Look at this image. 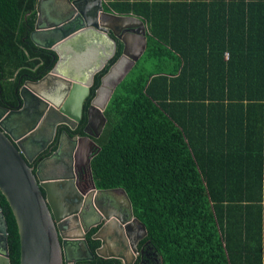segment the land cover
<instances>
[{"label":"trees","instance_id":"16d2710c","mask_svg":"<svg viewBox=\"0 0 264 264\" xmlns=\"http://www.w3.org/2000/svg\"><path fill=\"white\" fill-rule=\"evenodd\" d=\"M35 2L0 0V66L13 62L1 68L7 75L15 67L37 79L54 64L28 37ZM101 6L139 18L145 46L102 111L89 160L95 188L125 191L146 231L141 242L159 264H264V0ZM120 52L116 40L87 100ZM0 208L9 264H18L16 226L1 193ZM96 229L85 235L91 250Z\"/></svg>","mask_w":264,"mask_h":264},{"label":"water","instance_id":"95a60500","mask_svg":"<svg viewBox=\"0 0 264 264\" xmlns=\"http://www.w3.org/2000/svg\"><path fill=\"white\" fill-rule=\"evenodd\" d=\"M51 6L61 15L50 11ZM35 14L31 39L54 51L57 59L47 74L26 84L29 101L21 94L22 108L0 120V193L16 226L18 264H74L79 245L92 257L84 237L93 226L97 229L91 239L99 241L95 254L131 264L136 243L146 231L133 216L125 191L120 187L95 188L91 181L89 192L79 195L78 205L60 212L55 197L65 195L66 189L60 191L59 187L66 175L46 177L41 173L42 163L36 167L30 163L47 145L40 126L45 107L50 109V104L58 108L59 116L78 119L93 73L112 57L118 40L121 52L100 77L86 109L87 123L94 116L103 126L102 111L113 89L144 50L145 26L137 17L104 12L101 0H38ZM36 34L45 36L44 43L35 39ZM61 89L64 97L55 102L52 94ZM91 143L88 137L81 138L75 151L87 164L91 157L85 156V149ZM59 148L49 158L58 155ZM0 264H9L1 208Z\"/></svg>","mask_w":264,"mask_h":264},{"label":"flooded vegetation","instance_id":"af4514ba","mask_svg":"<svg viewBox=\"0 0 264 264\" xmlns=\"http://www.w3.org/2000/svg\"><path fill=\"white\" fill-rule=\"evenodd\" d=\"M37 2L38 0H36L35 2L34 9L37 5ZM56 9L57 8H54L53 6L50 7V11H54L56 13L55 15L60 16L61 11L56 12ZM33 28L28 33L29 40L34 46L33 51L36 52L44 50L46 54H50V58L54 60L55 64L57 55L54 53V51L34 44L33 40L31 39V32L33 31ZM34 37L37 41L39 40L41 43H44L42 41L45 38L44 35L36 34L34 35ZM38 57V55L34 56V58ZM108 60L106 61L104 66L108 63ZM53 65L51 66V68L53 67ZM10 66H13L12 61H8L2 66H0V120L4 117V115H7L8 112L18 111L19 109H21L23 105L21 94L22 96H26L27 100L29 101V97L26 94V91H28L29 88L26 84L31 81L39 80L51 69L49 68V70H47L39 78L32 79V77L28 76V74H26L25 72H21L18 74L19 69L15 67L13 68V72L10 75H7L5 71L1 69L9 68ZM98 71L93 73L92 82L95 74ZM91 84L88 86V92L85 98L82 100L81 112L78 119H67L64 116H59V114L57 113L58 108L50 106V104L48 105L50 109L47 107L44 109V118L40 126L43 128L42 133L44 134L45 140H47V145L44 149L37 152V154L34 156L33 160L30 163V165L33 167H36L39 163H42L41 173L46 177L54 176L57 174L66 175L65 178L67 179L63 181H65L67 185H64V183V186L62 185L59 187L60 191L66 189V191L64 192L65 195L60 198L58 196L55 197L57 209L60 212H67L76 205H78L80 197H83L87 192H89L91 187L92 179L89 171V166H87L89 164L84 162V159L79 156V153L75 155V151L77 152L78 141L81 140V138L88 137L92 141V143L88 146V148L85 149V156L90 158L93 155L94 151L97 149L96 138L99 136V133L102 129L99 117L93 116L90 119V123H87L86 109L91 99L90 98L87 100V96L89 95ZM48 97L50 98L49 95ZM63 97L64 93L62 89L59 92L52 94V98L55 102H61ZM84 104H86L85 107ZM72 111L73 109L71 110V112ZM41 118L42 116L40 117V119ZM37 124L39 123L37 122ZM59 146L60 148L58 155H54L53 157L49 158V156H51V154L55 152ZM36 150L37 149H35V151ZM76 156L77 159L74 160ZM79 195L81 196L79 197ZM89 230L86 233H88ZM84 239L86 241L85 237ZM98 246L99 241L96 247ZM87 248L89 249L88 244ZM95 248H93L92 250L89 249V251L92 253L91 257L89 254H87V251H85V249L79 245L78 252L74 255L76 257V261L74 262V264H96L97 259L95 257L101 259H114L117 260L119 264H123V261L119 258L100 257L96 255L94 252ZM136 248L137 249L134 253V259L131 264H159V260L156 256V253L152 251L149 245H147V242L142 243L140 239L136 243Z\"/></svg>","mask_w":264,"mask_h":264},{"label":"bare ground","instance_id":"6f19581e","mask_svg":"<svg viewBox=\"0 0 264 264\" xmlns=\"http://www.w3.org/2000/svg\"><path fill=\"white\" fill-rule=\"evenodd\" d=\"M48 104V103H47ZM46 108V107H45Z\"/></svg>","mask_w":264,"mask_h":264}]
</instances>
